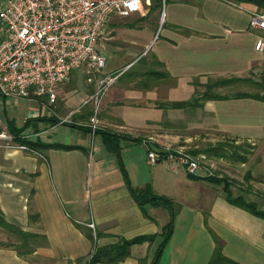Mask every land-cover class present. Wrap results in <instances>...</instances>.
I'll use <instances>...</instances> for the list:
<instances>
[{"label": "crops", "instance_id": "obj_1", "mask_svg": "<svg viewBox=\"0 0 264 264\" xmlns=\"http://www.w3.org/2000/svg\"><path fill=\"white\" fill-rule=\"evenodd\" d=\"M170 1L165 13L169 24L163 28L162 39L151 48L152 57L162 64L168 76L156 75L153 84L144 87L136 83L144 76L131 74L128 86L121 85L119 96L108 100L110 106L157 107L159 102L174 101L171 94L181 86L192 95L194 88L190 79L194 75L244 77L255 72L256 66L264 70V52L254 48L258 30L248 26L250 10L245 16L238 14L244 21V31L242 26L235 25L237 21L233 16L212 14L213 6L207 4L211 1L230 4L232 0ZM214 5L225 11L220 3ZM194 22L204 25L196 26ZM149 36L150 31L141 34L137 44L141 49L137 55L149 47ZM75 78L77 80L79 76ZM131 81L137 86H132ZM68 85L64 82L56 86V104L53 103L56 97L53 101L45 99L44 103L54 114H31L27 119H43L29 122L23 134L32 133L43 142L76 147L40 151L0 147V215L6 222L37 235L27 240L23 251H19L22 254L14 245L19 244L18 237L2 242L0 264H84L95 247L113 244L123 238L159 233L169 220V212L162 207L138 205L123 179L116 155L106 150L102 135L91 130L93 126L88 128L89 124L77 123L85 127L78 128L85 135L79 134L76 139L66 141L60 136L51 137L62 131L64 124L60 121L77 110L70 109V105L78 98V93ZM106 109L107 104L98 118L102 126H131L121 117L122 121L105 113ZM196 110L202 119L212 117V124L220 131L264 143L263 101L253 98L210 100ZM232 111L238 123L234 127L226 120ZM82 115L86 117L85 112ZM52 116H57L60 121L54 123L48 119ZM10 119L14 120L11 116ZM25 121L15 124L21 126ZM161 121L146 119L139 124L144 128L160 127ZM158 136L155 143L161 145L164 135ZM90 137H97V140L89 173L86 165L89 163ZM120 149L133 187L149 185L154 194L165 195L179 206L172 234L157 264H206L214 248L209 229L220 238L227 257L240 264H264V219L228 203L214 184L189 178L184 169L165 159L148 163L150 147L138 139V135L120 140ZM203 176L201 173L199 177ZM194 184L200 185L196 192L192 189ZM257 199L264 204L263 198ZM0 235L8 238L13 234L6 231ZM160 241L158 235L153 241L132 244L129 254L119 264H149Z\"/></svg>", "mask_w": 264, "mask_h": 264}, {"label": "rangeland", "instance_id": "obj_2", "mask_svg": "<svg viewBox=\"0 0 264 264\" xmlns=\"http://www.w3.org/2000/svg\"><path fill=\"white\" fill-rule=\"evenodd\" d=\"M169 2L171 1L164 0L161 8L155 7L152 9L151 5L155 3L154 0H152L150 7L144 14L135 13L128 17L113 16L110 19L98 42V49L104 54L106 59L105 65L96 71H87L86 68L81 67L70 73L69 79L65 83L75 89V93H78V98L70 105V109L77 110H74L68 117L61 120L66 122L61 128L62 131H59L51 137L60 136L67 141L78 138L79 134L84 136L85 133L79 131V127H75V125H78L77 123L89 124L90 126L88 128L94 126L95 130L98 132L111 131L125 137L138 135V139L143 140L144 143L150 147V150L154 149L164 152L166 155L162 159H166L169 153H173V157L176 156V158L177 156L185 154L198 164L199 169L196 174L197 176H200L202 173L204 177H215L223 180L219 183H210L211 185L214 184L213 186L223 193L222 189L226 182L227 187H229L233 195H242L247 200L254 198L258 201V208L264 210V204L261 203V200L259 201V199H257L259 197L264 199V143L253 140L248 141L247 139L238 138L220 131L215 124H212V122H214L212 117L204 116V119H202L196 109H171L167 111L168 109L161 107H141L140 105L136 108H130L124 106H110V104L107 103L108 100L112 99V96H119V87L121 85L128 86L130 82L129 78L133 72H144L147 75L153 74L152 71L165 72L164 67L152 57L151 48L162 39V34L164 32L163 28L169 24L165 18V13L168 12ZM211 2L212 3L207 4L213 6L212 14L221 17L231 15L237 21L235 25L242 26L243 29L245 27L244 21L242 22L239 19L238 14L245 16V14H248L247 10H253L255 8L251 3L232 2L233 4H226L219 1L221 7L225 9L224 11L214 5L219 3L215 1ZM162 9L164 11L163 20L161 15ZM195 25L203 26L204 24L195 23ZM228 26L232 28L231 25ZM149 31L150 36L147 42L149 47L141 51L140 55H137L139 53L138 51L141 49L137 47L138 42L141 40V34L146 35ZM244 31H246V29H244ZM256 33L264 37V32L258 30ZM0 34L1 37V31ZM256 67L257 69L255 72L248 73L244 77H218L216 75L206 74L194 75L191 77L190 81L194 83V90L200 92L204 88V83L208 80L241 78L238 81H232L221 87H217L215 91L228 95L237 92H259L260 94H264V70L261 66ZM75 76H79V78L76 80ZM168 81L169 80H167V82ZM131 82L133 84L132 86H137L135 82ZM149 84L151 85L153 83L150 82ZM174 92L175 93L171 94V96L175 100H186L191 96L190 92H187L183 86ZM45 99H47L46 96H41L39 98L7 97L4 102L0 97L2 126L7 129L4 114H6L8 118H10V116L13 117L17 125H20L23 120H27V117H30L33 113L40 116L41 113L48 115L54 114V112L48 108L47 104L44 103L46 102ZM53 103H57V96ZM106 104L107 109H109H106L105 113L114 116V118L119 119V117H121L123 122L130 123L129 125L131 126H129V128L102 126L98 118L100 117L101 110H103ZM84 112L86 117L82 115ZM63 113L62 111L61 115ZM55 114L57 116L60 115L58 111H56ZM57 116H52V118H56L58 120L57 122H59L60 119ZM229 117H231V119H229ZM234 117V111L230 113V116L226 117L230 127H234L233 125L236 126L238 124ZM146 119L153 121L162 119V121H168L170 124H162L160 127L150 126L144 128L142 127L143 124L139 123L145 122ZM115 122L118 123L119 121ZM80 127L85 128L84 126ZM141 130H143V132H134ZM159 134L164 135L162 136L164 139V141L162 139L164 142L161 144L162 146L155 143V138L159 137ZM26 137L34 140L38 136L34 137V134L28 133ZM96 140L97 137L88 138L89 163L86 165L88 166V172L92 165L91 155ZM218 143L225 144L227 151H237L238 154L245 155L247 159L245 162H240L235 159L236 156L229 157L227 155L218 157L203 152V150H206L209 146L212 147L218 145ZM179 167L185 170L184 167ZM182 169H180V172H183ZM203 184H206V182ZM199 186L198 184H194L192 187V189L194 188V192H196ZM6 231L7 229L0 225V232L5 233ZM14 239L16 240L14 234L10 235L8 238L0 235V243L4 241L10 242Z\"/></svg>", "mask_w": 264, "mask_h": 264}, {"label": "built area", "instance_id": "obj_3", "mask_svg": "<svg viewBox=\"0 0 264 264\" xmlns=\"http://www.w3.org/2000/svg\"><path fill=\"white\" fill-rule=\"evenodd\" d=\"M151 2L0 0V97L46 96L53 101L56 86L66 82L72 71L81 67L96 71L105 65L98 42L110 19L144 14ZM161 15L163 19V9ZM248 24L264 32V7L250 10ZM254 48L264 52V37L256 39ZM1 122L0 114V147L29 150L25 145L15 144V136ZM173 155L169 153L165 160L184 167L192 175L198 173V164L190 157ZM159 158L160 150L147 152L148 163L155 164Z\"/></svg>", "mask_w": 264, "mask_h": 264}, {"label": "trees", "instance_id": "obj_4", "mask_svg": "<svg viewBox=\"0 0 264 264\" xmlns=\"http://www.w3.org/2000/svg\"><path fill=\"white\" fill-rule=\"evenodd\" d=\"M233 2H244V3H251L255 7L263 8L264 7V0H232ZM155 3H152L151 8L155 7H160L162 5L161 0H154ZM158 62V61H157ZM160 63V62H159ZM161 64V63H160ZM162 65V64H161ZM153 74L148 75L146 73H141V72H133L132 74L138 75L142 74L141 79L137 81V84L141 83L144 85V87H149V83L154 81L156 75L160 76H168L167 72H159V71H152ZM159 78V77H158ZM241 78H220V79H215L213 81L208 80L207 82L204 83V88L200 92L194 90L193 94L190 96L189 99L186 100H174V101H168V102H159L157 103V107L161 108H166V109H198L203 107L204 103L206 101L210 100H225V99H230V98H253L256 100H260L264 102V94H260L259 92H237L235 94H222L217 91H215V88L221 87L222 85H225L227 83H230L232 81H238ZM191 84L194 85V83L191 81ZM36 98H39L40 96H35ZM5 122H6V127L7 130L12 133L14 137V143L15 144H21L25 145L28 147L29 150H34V151H40L42 149L46 148H57V149H71L76 146L73 145H66V144H61V143H47L41 141L40 138H36L34 140L28 139L24 134L23 131H25L26 126L29 122L31 121H39L43 119L41 118H32V119H27L23 125L21 126H16L14 120L6 117L4 114ZM51 119L53 122H57L58 120L56 118H48ZM65 124L66 122H62ZM170 122H164L161 121V124H169ZM73 125V124H72ZM74 126V125H73ZM75 127H79L78 125H75ZM93 132H98L95 130V128H92ZM102 135V139L105 145V148L107 151L112 152L113 154L116 155L118 159V163L120 166V171L122 173L123 179L125 183L127 184L131 194L137 201L139 206H143L145 204H150L152 206L156 207H162L166 209L169 212V220L168 222L162 227L161 232L159 233H154V234H142L138 235L135 237H132L130 239H120L117 242L113 244H108V245H103V246H97L95 247L94 251L91 253L89 259L87 262L84 264H94L97 262H102V263H114V264H119L120 261L123 260L128 254H129V247L134 244V243H140L143 241H153L158 235L161 236V241L158 244L157 248L155 249L154 255L152 257V260L149 264H157V261L163 251V248L167 244L173 230V224H174V219L176 212L179 208L178 204L174 202L171 198L165 196V195H159V194H154L150 188L149 185H146L144 187H133L128 179L126 170L124 168V165L121 160V154H120V140L127 138L122 135H118L116 133H113L111 131H100L99 132ZM130 138V137H129ZM204 153H207L208 155H214L218 157H223V156H229L233 157L236 156V160L240 162H245L247 157L245 155L238 154L237 151L235 152L234 150L227 151V148L225 147V144L223 143H218V145L215 146H209L206 148V150H203ZM165 153L160 151V158L158 161L162 160V158L165 157ZM187 176L192 179H204L212 183H219L220 181H223L221 179H217L215 177H199L196 175H192L188 172H186ZM223 187V195L224 199L241 209H244L245 211L249 212L250 214L257 216L261 219H264V210L258 208V205L256 201L252 200H247L245 197L242 195H233L227 187V183H224ZM0 225L7 229L8 232L14 234L16 237L19 238V244H14L16 249L19 251H23L25 247V243L27 240L37 237V235L32 234L30 232L23 231L16 227L15 225L6 222L2 216L0 215ZM210 234L212 236L213 242H214V248L212 251V254L207 261L206 264H240L236 262L235 260L227 257L224 255L222 251V242L220 238L218 237L217 234H215L212 230H210ZM92 238V235H90ZM1 244V243H0ZM11 244V243H7ZM22 254L21 252H19ZM24 253V252H23ZM143 264V263H142Z\"/></svg>", "mask_w": 264, "mask_h": 264}]
</instances>
